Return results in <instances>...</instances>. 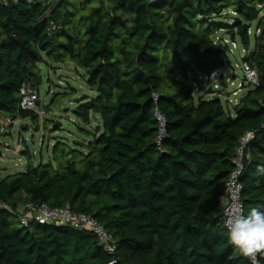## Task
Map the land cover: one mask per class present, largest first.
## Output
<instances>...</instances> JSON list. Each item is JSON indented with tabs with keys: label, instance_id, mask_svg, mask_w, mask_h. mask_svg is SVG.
Masks as SVG:
<instances>
[{
	"label": "trees",
	"instance_id": "1",
	"mask_svg": "<svg viewBox=\"0 0 264 264\" xmlns=\"http://www.w3.org/2000/svg\"><path fill=\"white\" fill-rule=\"evenodd\" d=\"M91 1L60 0L54 30L39 0L0 2V113L37 125V112L19 107L20 87L38 90L45 57L72 62L89 90L74 110L82 138H57L46 159L26 146L22 170L0 177V264H250L228 241L220 196L240 137L254 131L240 175L243 215L264 211V0ZM75 2L85 8L78 17L68 11ZM225 10L236 14L231 23L217 20ZM224 29L249 49L243 59L260 78L231 107L183 80L225 65L229 45L214 41ZM156 105L167 121L163 150ZM29 202L93 216L115 252L89 229L22 225L16 210Z\"/></svg>",
	"mask_w": 264,
	"mask_h": 264
},
{
	"label": "rangeland",
	"instance_id": "2",
	"mask_svg": "<svg viewBox=\"0 0 264 264\" xmlns=\"http://www.w3.org/2000/svg\"><path fill=\"white\" fill-rule=\"evenodd\" d=\"M96 3L97 1L92 0L88 6ZM79 5V2H75L72 6H69L68 11L73 13L75 17L85 12V8L83 10ZM223 12V17L217 18V20L231 23V19L236 14L229 10ZM216 35H227V30H219ZM251 46L252 43L250 44ZM227 56L225 65L220 70L225 71L232 80L225 81L221 93L218 95L223 103H226L229 97L240 99L247 90V87H243L236 96L232 94V91L236 89L243 79L242 71L236 67V64L241 63L244 57L241 46H238L232 54L228 52ZM41 73L42 80L37 90L39 99L36 108L33 109L38 114V128H36L37 125L32 126L33 122L30 118L16 117L8 121V116L5 113H0V121L5 122V130L0 135V149L2 151L0 177L22 170L25 165V157L21 155V149L26 146H28L34 156L38 157L41 153L43 158L46 159L48 158V151L57 138L62 137L71 142L75 137L82 138L83 136L79 125H84L74 113L79 98L83 94H89L82 76V70L75 67L68 60L57 61L53 58L45 57V62L41 64ZM233 75L234 77H232ZM183 80L191 84L196 79L192 75ZM209 85L210 83L205 86L208 87ZM245 85H247L246 81ZM197 95L198 93H195V96ZM47 104L49 109L45 108ZM229 106L231 107V104ZM92 123L89 126L91 129L94 128L95 124L94 121ZM10 220L18 223V219L15 216H10Z\"/></svg>",
	"mask_w": 264,
	"mask_h": 264
},
{
	"label": "built area",
	"instance_id": "3",
	"mask_svg": "<svg viewBox=\"0 0 264 264\" xmlns=\"http://www.w3.org/2000/svg\"><path fill=\"white\" fill-rule=\"evenodd\" d=\"M6 0H0V2H5ZM43 7V18L48 20L49 29L54 30L58 27V24L51 18V12L59 3L60 0H39ZM151 2L156 0H149ZM260 8L258 16L264 18V6L263 3L258 4ZM235 13V12H234ZM261 32V25L251 26L248 28V34L258 35ZM215 42L221 41L229 45V52L232 54L238 46H241L244 55L249 51L248 48L242 46L238 40L231 39L228 35H215ZM236 67L240 68L243 73V77L246 78V82L249 86L255 87L259 84L260 78L256 68L252 67L248 61L242 58L241 63L236 64ZM221 68H215L207 73H199L195 79L191 82L194 93H198L206 98H212L218 96L221 93L222 86L225 81L232 80L231 77L225 72L221 71ZM234 77V75L232 76ZM177 79L181 78L180 74H177ZM210 83L208 87L207 85ZM233 84V81H232ZM246 87L243 85L242 81L237 85L236 89L232 91L233 96H236L238 92ZM21 99L19 107L22 109H35L37 101L39 99V94L37 89L29 84H24L20 87ZM152 97L156 102L158 95L152 92ZM228 104L231 106L237 104L239 99L236 97L227 98ZM154 117L157 122V134L155 137V144L160 149L162 148V141L166 137V116L162 113L159 108L155 107ZM14 119L8 117L7 120ZM1 131L5 130V122L0 121ZM254 137V131L248 130L242 134L239 139V143L236 147L235 154L231 158L232 169L225 183V187L220 196V200L223 207L224 223L227 219V214L232 211L235 206H241L242 212L244 203L241 197L242 183L240 181V175L244 167L245 159V147L251 138ZM4 206L0 202V208ZM18 218L22 225L27 226L30 222L35 221L41 224L44 223H54L57 225L70 224L77 228H85L91 230L97 237L99 244L109 253H114L116 249L115 240L112 234L107 231L96 218L89 214L76 213L71 210L70 205L67 203L61 207H51L47 203H26L24 205H19L17 207ZM259 259V258H258ZM114 261V260H113ZM110 261L108 264H112ZM260 261V260H259ZM260 264H263L260 261Z\"/></svg>",
	"mask_w": 264,
	"mask_h": 264
},
{
	"label": "clouds",
	"instance_id": "4",
	"mask_svg": "<svg viewBox=\"0 0 264 264\" xmlns=\"http://www.w3.org/2000/svg\"><path fill=\"white\" fill-rule=\"evenodd\" d=\"M225 226L228 241L250 264H260L258 257L264 256V211L253 208L245 216L241 206H235L227 214Z\"/></svg>",
	"mask_w": 264,
	"mask_h": 264
},
{
	"label": "water",
	"instance_id": "5",
	"mask_svg": "<svg viewBox=\"0 0 264 264\" xmlns=\"http://www.w3.org/2000/svg\"><path fill=\"white\" fill-rule=\"evenodd\" d=\"M245 80H246V78L245 77H243V79H242V83H243V85H245ZM247 87H249V84L247 83V85H246Z\"/></svg>",
	"mask_w": 264,
	"mask_h": 264
},
{
	"label": "crops",
	"instance_id": "6",
	"mask_svg": "<svg viewBox=\"0 0 264 264\" xmlns=\"http://www.w3.org/2000/svg\"><path fill=\"white\" fill-rule=\"evenodd\" d=\"M4 177V176H3Z\"/></svg>",
	"mask_w": 264,
	"mask_h": 264
}]
</instances>
